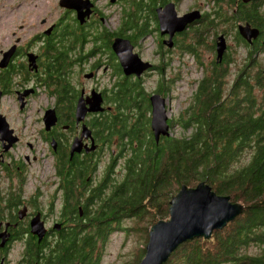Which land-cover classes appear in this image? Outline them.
<instances>
[{
  "label": "flooded vegetation",
  "instance_id": "obj_1",
  "mask_svg": "<svg viewBox=\"0 0 264 264\" xmlns=\"http://www.w3.org/2000/svg\"><path fill=\"white\" fill-rule=\"evenodd\" d=\"M31 1V25L39 17L36 32L26 39L14 32L11 44L0 51L1 62L14 48L7 69H0V261L10 260L11 249L44 241L48 245L61 230L53 227L67 225L61 215L66 188L80 163L95 164V185L104 182L111 167L113 177L124 178L123 171L117 175L119 163L128 160V151L137 144L128 133L142 134L145 109L152 120V96L167 102L168 124L179 116L180 112L168 113L170 102L178 100L173 85L181 81L172 76L174 62L184 65L183 57L200 52L221 66L231 57V80L241 75L251 97L264 95V0H70V7L55 0L58 17L52 24L45 20L52 12L51 0ZM245 29L258 31V36L248 41ZM119 40L118 51L130 61L117 52ZM221 42L226 49L219 57ZM122 61L150 67L139 75H126ZM153 79L150 103L124 115L128 129L112 133V128H102L105 134L109 129L111 138L97 139V124L111 121L117 108H126L130 85L140 89ZM222 94L224 98L225 89ZM8 95L15 98L16 112H4ZM96 104L102 110L94 111ZM47 114L54 120L50 130ZM170 133L172 137L171 128ZM75 143L82 151L77 162H70ZM93 146L97 148L91 151ZM108 151L112 158L99 157ZM36 216L47 230L41 242L30 235Z\"/></svg>",
  "mask_w": 264,
  "mask_h": 264
},
{
  "label": "trees",
  "instance_id": "obj_2",
  "mask_svg": "<svg viewBox=\"0 0 264 264\" xmlns=\"http://www.w3.org/2000/svg\"><path fill=\"white\" fill-rule=\"evenodd\" d=\"M241 62L236 63L242 66ZM230 67L231 57L221 66L209 63L191 104L169 122L173 133L178 128L184 135L162 136L159 141L145 109L151 93L130 85L126 108H117L111 121L106 118L97 124L96 133L102 142L111 138L109 129L105 134L102 128L125 132L124 115L135 113L144 104L142 134L128 133L137 144L128 151L131 157L125 163L124 178L113 177L111 167L104 182L95 185V164L80 163L70 188H66L61 215L67 225L53 227L61 230L48 245L44 241L20 250L14 264H104L108 240L120 231L135 233L140 243L133 261L123 264H139L146 254L151 226L169 218L172 197L184 185L195 187L203 182L218 195L231 196L245 210L226 228L215 231L210 240L195 239L181 245L166 264L176 259L182 264H264V95L251 97L241 75L231 80ZM81 151L72 155L71 149L69 161L77 162ZM248 155V160L236 166ZM128 222L129 228H123ZM30 235L41 242L47 230L42 238L32 229ZM253 247L258 251L249 253ZM0 264L13 263L3 258Z\"/></svg>",
  "mask_w": 264,
  "mask_h": 264
},
{
  "label": "water",
  "instance_id": "obj_3",
  "mask_svg": "<svg viewBox=\"0 0 264 264\" xmlns=\"http://www.w3.org/2000/svg\"><path fill=\"white\" fill-rule=\"evenodd\" d=\"M63 3L70 7L72 1L64 0ZM164 26H166V23ZM242 33L248 41L258 36V31L256 30L245 29V32L242 31ZM120 42L122 41L119 40L115 43L117 52L121 59L130 61L127 54L118 51ZM219 46L220 57L226 49L225 42H221ZM13 52L14 48H11L3 54L0 69H4L9 65ZM122 63L126 75L134 73L139 75L150 67L145 64L141 69L134 63L125 64L123 61ZM165 102L159 95L151 97L153 108L151 128L157 141L162 136L168 137L170 135ZM93 110L99 111L102 109H100L99 104H96ZM82 117L79 118V121L83 119ZM45 120L50 130L54 120L51 119L49 114H47ZM94 148L93 146L92 150ZM81 149L75 143L72 147V155L75 152H80ZM231 199L230 196L218 195L205 182L195 187L182 186L169 202V219L161 220L151 226L149 241L145 248L146 254L139 264H166L181 245L195 239H210L215 231H221L226 228L229 223L233 222L245 210L242 204H234ZM31 225L33 234L42 238L45 234V228L37 217L32 220ZM55 228H60V225H56Z\"/></svg>",
  "mask_w": 264,
  "mask_h": 264
},
{
  "label": "rangeland",
  "instance_id": "obj_4",
  "mask_svg": "<svg viewBox=\"0 0 264 264\" xmlns=\"http://www.w3.org/2000/svg\"><path fill=\"white\" fill-rule=\"evenodd\" d=\"M33 5L34 4L31 0H0V51L7 48L11 44L14 32L17 33V37H22L23 39H26L29 33L36 32L39 17L36 16L33 25L30 23V20H32L34 17L32 15L34 10ZM55 6V0H51L49 8L52 12L49 13L45 18V20L50 22V24L57 21L56 18L58 17V13L56 12ZM170 27L171 26L169 24H166V28ZM204 34L205 33H202L200 36H204ZM183 60L184 65L180 61L174 62L173 68H175V71L172 76L174 78H180L181 81L176 82L173 85V87L176 89V96L178 97V100H173L170 102V110L168 112L169 115L175 112H183L182 109L191 104L192 96L197 88V85L202 79H204L207 66H209V63H211L209 56L200 52L198 55L189 54L186 57H183ZM175 73L179 74L180 76H175ZM145 83L146 85L144 87L146 90L152 93L155 89V79L149 81L147 80ZM3 103L4 112H10L12 110L15 112L17 111L18 105L15 102L14 96H6ZM166 103L167 102H165V104ZM173 134L176 137L184 135L179 131L178 128L175 129V133ZM101 152L99 157H113L110 151L105 152L104 154ZM129 156L130 153H128V157ZM248 156H245L243 159L241 158L240 161L238 160V162L235 163L236 166L241 165V163L243 164ZM241 157H243V155ZM125 163L126 159L125 161L119 163L118 167L120 170L117 169V175H119L120 171H123L124 173ZM46 168H48V164H46ZM155 222L156 221H154V223ZM129 224L130 223L128 222L125 224V227L123 226V228H129ZM137 236L138 235L135 233H130V235H128L127 231H120L118 234L110 236L104 264H123L126 262H132L134 255L140 246ZM202 240L208 241L210 239L203 238ZM20 250L22 249L14 248L10 250L9 258L13 264L19 259ZM257 251L258 250L253 247L249 253H255ZM181 262L183 261L176 259L172 264H182Z\"/></svg>",
  "mask_w": 264,
  "mask_h": 264
},
{
  "label": "bare ground",
  "instance_id": "obj_5",
  "mask_svg": "<svg viewBox=\"0 0 264 264\" xmlns=\"http://www.w3.org/2000/svg\"><path fill=\"white\" fill-rule=\"evenodd\" d=\"M170 209V208H169Z\"/></svg>",
  "mask_w": 264,
  "mask_h": 264
}]
</instances>
